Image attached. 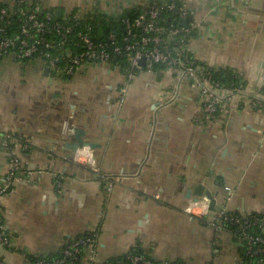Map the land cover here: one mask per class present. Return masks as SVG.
I'll use <instances>...</instances> for the list:
<instances>
[{
    "label": "crops",
    "instance_id": "0c3cea01",
    "mask_svg": "<svg viewBox=\"0 0 264 264\" xmlns=\"http://www.w3.org/2000/svg\"><path fill=\"white\" fill-rule=\"evenodd\" d=\"M35 1L65 18L106 24L154 0ZM158 1L189 9L198 26L194 57L233 75L247 95L235 99L226 118L208 121L197 88L185 82L177 93L175 75L165 69H140L129 81L111 62L59 77L43 60L4 57L0 189L8 130L28 139L18 147L21 161L45 173L16 184L1 201L12 246H0V264H32L94 233L102 260L140 247L159 262L243 264L238 240L186 209L203 185L215 197L213 213L264 215V0ZM0 4L13 7L16 0ZM79 132L93 148L71 149ZM79 152L93 157L99 174L75 160ZM102 176L113 182L111 190Z\"/></svg>",
    "mask_w": 264,
    "mask_h": 264
},
{
    "label": "built area",
    "instance_id": "2783aa9c",
    "mask_svg": "<svg viewBox=\"0 0 264 264\" xmlns=\"http://www.w3.org/2000/svg\"><path fill=\"white\" fill-rule=\"evenodd\" d=\"M169 13L176 15L181 24H167ZM123 27L121 35L112 32L106 37L97 36L94 27L83 22L78 15L59 17L55 11L44 9L35 0H16V4L10 9H0V58L12 55L19 62L43 60L59 77H75L89 65L111 62L121 65L122 60L126 59L128 66L124 70L129 81L138 70H153L159 65L174 73L178 83L177 93L185 82H190L197 88L202 110L208 121L226 118L235 99L247 95L244 86H227L215 79L213 69L202 65L194 57L192 41L198 26L186 7L175 2L154 0L139 16L124 19ZM128 87L127 83L121 89V103L125 100ZM254 103L257 104L256 101ZM27 142V138L14 130H8L3 135V147L9 156V162L7 175L0 189V206L3 197L16 184L35 174L45 173L44 170L32 169L21 161L18 147ZM87 156L79 152L75 160L89 163L91 169L99 174L93 157L87 159ZM102 178L109 182L111 190L113 182L108 177ZM58 184H61L60 180ZM186 211L189 215L206 221L217 233L227 231L238 240L245 264H264V215H235L225 210L213 213L210 200L205 196L192 199ZM0 246H12V240L1 218ZM67 246L62 258L52 262L37 261L35 264H68V260L71 264H115L100 257L97 233L76 237ZM128 259L130 264H178L136 255H130Z\"/></svg>",
    "mask_w": 264,
    "mask_h": 264
},
{
    "label": "trees",
    "instance_id": "16d2710c",
    "mask_svg": "<svg viewBox=\"0 0 264 264\" xmlns=\"http://www.w3.org/2000/svg\"><path fill=\"white\" fill-rule=\"evenodd\" d=\"M1 8H6V9H10V6H7V5H3V4H0V9ZM55 11V10H53ZM56 12V11H55ZM142 12H139L138 14H128V15H125L123 18H120L118 19V21L115 23V22H109V23H106V24H96V23H87L88 25H92L94 27V33L97 35V36H103V37H106L108 36L110 33L114 32V33H118L119 35H121L124 31V27H123V20L124 19H127V18H135L137 16H139V14H141ZM56 14L61 17L57 12ZM168 18H167V24H170V23H178V24H181V22L178 20L177 16L174 15V14H168ZM4 58V57H3ZM2 57L0 58V61L3 59ZM35 60V59H33ZM30 61V60H28ZM123 69H126L127 66H128V62L126 59H123L122 60V63H121ZM146 69V68H144ZM153 69H163L161 66L159 65H156ZM213 75H214V78L219 80L222 84L224 85H227V86H239V85H236L234 84V81L236 80L235 77L231 74H228L227 71H222V70H213ZM235 215H241V214H238V213H235ZM1 218V217H0ZM87 236V235H86ZM85 236V237H86ZM67 245L57 254V255H54V256H48V257H33L32 258V264H35V262L37 261H47V262H52L54 261L55 259L57 258H62L63 257V251L65 249H67ZM129 256L130 255H136V256H143V257H147L149 259H152V260H155L153 259L150 255H148L144 250H142L140 247H137V248H134L133 250L130 251V253L128 254ZM128 255H125V256H122L120 258H113L111 259V261L115 264H130V261L128 259ZM178 264H182L180 262H177ZM246 263V260L244 259L243 260V264ZM68 264H71V261L68 260Z\"/></svg>",
    "mask_w": 264,
    "mask_h": 264
},
{
    "label": "water",
    "instance_id": "95a60500",
    "mask_svg": "<svg viewBox=\"0 0 264 264\" xmlns=\"http://www.w3.org/2000/svg\"><path fill=\"white\" fill-rule=\"evenodd\" d=\"M183 24H185V23H183ZM142 66L143 67L145 66V59H143V61H142ZM80 135H83V133L79 132L77 135L78 142L75 143L74 145H71V149L73 151L77 152L80 148H83L86 146H89L91 148L94 147V145H90V144L85 143V141L82 138H80ZM194 195L196 197H203V196L207 197L210 200L211 209L215 208L216 200H215L214 195L211 193V191L207 190L203 185H200L199 187H197V189L194 191Z\"/></svg>",
    "mask_w": 264,
    "mask_h": 264
}]
</instances>
